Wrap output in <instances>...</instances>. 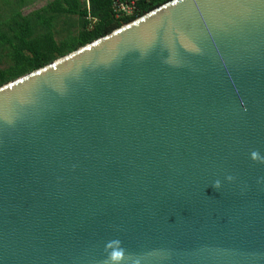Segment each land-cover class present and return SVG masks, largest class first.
I'll return each instance as SVG.
<instances>
[{
    "label": "water",
    "instance_id": "95a60500",
    "mask_svg": "<svg viewBox=\"0 0 264 264\" xmlns=\"http://www.w3.org/2000/svg\"><path fill=\"white\" fill-rule=\"evenodd\" d=\"M0 264H264V0H169L1 85Z\"/></svg>",
    "mask_w": 264,
    "mask_h": 264
},
{
    "label": "trees",
    "instance_id": "16d2710c",
    "mask_svg": "<svg viewBox=\"0 0 264 264\" xmlns=\"http://www.w3.org/2000/svg\"><path fill=\"white\" fill-rule=\"evenodd\" d=\"M114 1L87 0L86 8L84 0H59V6L46 11L48 15L15 11L1 20L0 49L5 51L7 63L0 68V86L107 35L169 0H133L132 13H118L117 17Z\"/></svg>",
    "mask_w": 264,
    "mask_h": 264
},
{
    "label": "rangeland",
    "instance_id": "374dc122",
    "mask_svg": "<svg viewBox=\"0 0 264 264\" xmlns=\"http://www.w3.org/2000/svg\"><path fill=\"white\" fill-rule=\"evenodd\" d=\"M16 1L17 0H14L13 2H7L6 0H0V21L5 20L15 11H18L23 15L36 14V12L48 15L46 14V11L48 12V10L54 9L60 5L59 0H32L33 5L21 7V3ZM27 3H30V1L28 0L26 4ZM6 63L7 59L5 57V51L0 49V68L5 67Z\"/></svg>",
    "mask_w": 264,
    "mask_h": 264
},
{
    "label": "built area",
    "instance_id": "2783aa9c",
    "mask_svg": "<svg viewBox=\"0 0 264 264\" xmlns=\"http://www.w3.org/2000/svg\"><path fill=\"white\" fill-rule=\"evenodd\" d=\"M85 7L87 8V0H84ZM113 8L115 11V17L118 16V13H123L124 15H130L134 8L133 0L124 1V0H115L113 2ZM90 23L93 24L95 20L88 18Z\"/></svg>",
    "mask_w": 264,
    "mask_h": 264
},
{
    "label": "crops",
    "instance_id": "0c3cea01",
    "mask_svg": "<svg viewBox=\"0 0 264 264\" xmlns=\"http://www.w3.org/2000/svg\"><path fill=\"white\" fill-rule=\"evenodd\" d=\"M7 2H13L14 0H6ZM17 1H19L20 3H21V7H25V6H30V5H33V1L32 0H29L30 1V3H27L26 4V2L28 1H24V0H17ZM16 1V2H17Z\"/></svg>",
    "mask_w": 264,
    "mask_h": 264
},
{
    "label": "clouds",
    "instance_id": "9594fccd",
    "mask_svg": "<svg viewBox=\"0 0 264 264\" xmlns=\"http://www.w3.org/2000/svg\"><path fill=\"white\" fill-rule=\"evenodd\" d=\"M252 156H253V158L255 159L256 158V156H257V153L256 152H253L252 153ZM228 179H232L231 177H229ZM219 185H220V182L219 181H216L215 183H214V187L215 188H218L219 187ZM112 243H119V242H112Z\"/></svg>",
    "mask_w": 264,
    "mask_h": 264
}]
</instances>
